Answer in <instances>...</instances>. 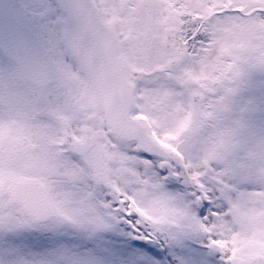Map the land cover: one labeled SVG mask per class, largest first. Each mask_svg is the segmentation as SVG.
<instances>
[{
  "label": "snow or ice",
  "instance_id": "1",
  "mask_svg": "<svg viewBox=\"0 0 264 264\" xmlns=\"http://www.w3.org/2000/svg\"><path fill=\"white\" fill-rule=\"evenodd\" d=\"M0 264H264V0H0Z\"/></svg>",
  "mask_w": 264,
  "mask_h": 264
}]
</instances>
